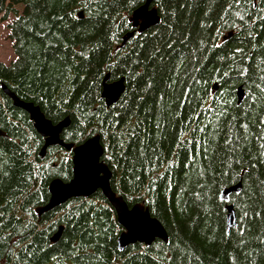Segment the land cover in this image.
I'll return each instance as SVG.
<instances>
[{"label": "trees", "instance_id": "obj_1", "mask_svg": "<svg viewBox=\"0 0 264 264\" xmlns=\"http://www.w3.org/2000/svg\"><path fill=\"white\" fill-rule=\"evenodd\" d=\"M144 1L0 0L15 53L0 61V264H264V0H154L159 22L138 32ZM106 73L125 78L110 106ZM3 85L52 123L68 117L64 142L99 134L112 190L168 242L119 250L100 189L39 214L49 183L71 179V153L40 155ZM240 178L226 233L221 192Z\"/></svg>", "mask_w": 264, "mask_h": 264}, {"label": "water", "instance_id": "obj_2", "mask_svg": "<svg viewBox=\"0 0 264 264\" xmlns=\"http://www.w3.org/2000/svg\"><path fill=\"white\" fill-rule=\"evenodd\" d=\"M153 1L145 0L142 5L135 8L132 12L131 20L138 32L145 31L150 26L156 25L159 22L156 7L152 5ZM78 16L82 17V12H78ZM133 33L134 31L127 33L123 39V43ZM109 77V73H106L102 80L100 93L101 98H103L107 106L115 104L125 89V78L123 76L113 81H109ZM2 90L11 98L15 107L24 110L28 114L33 127L44 138L40 155L44 154L47 147L54 145H59L72 154L71 179L67 182L53 179L49 183V200L44 206L37 208L39 214L59 206L71 198L90 197L96 190L100 189L114 209L117 223L122 227L117 237L119 250H123L128 245L135 243L148 246L156 238L161 239L165 243L168 242V236L163 225L150 215L147 208L140 203L129 207L123 197L117 195L112 190L110 185L112 172L107 164L101 160L104 148L99 134H94L78 144L66 143L61 139L60 134L69 123L68 117H65L58 123H52L44 116L37 105L20 99L5 85H3ZM237 96L238 102H240L242 97L241 86L237 88ZM1 134L3 132L0 130ZM240 189L241 178L236 184L225 187L221 192V198L227 203L225 205L226 233L236 224L233 204L228 203L230 194L238 193ZM59 233L60 230L55 234L53 240L57 239Z\"/></svg>", "mask_w": 264, "mask_h": 264}, {"label": "rangeland", "instance_id": "obj_3", "mask_svg": "<svg viewBox=\"0 0 264 264\" xmlns=\"http://www.w3.org/2000/svg\"><path fill=\"white\" fill-rule=\"evenodd\" d=\"M14 18V15H9L3 19L0 17V61L9 63L15 58V53L12 46V40L9 37L8 23Z\"/></svg>", "mask_w": 264, "mask_h": 264}]
</instances>
